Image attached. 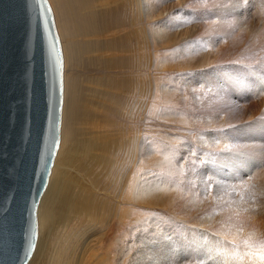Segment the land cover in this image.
Listing matches in <instances>:
<instances>
[{"label": "rangeland", "instance_id": "rangeland-1", "mask_svg": "<svg viewBox=\"0 0 264 264\" xmlns=\"http://www.w3.org/2000/svg\"><path fill=\"white\" fill-rule=\"evenodd\" d=\"M125 1L130 8L132 0ZM71 3L73 10L65 11L69 29L61 40L65 106L54 175V168L52 170L54 180L58 178L56 183H63L66 189L62 190L63 193L51 187L41 210L38 209V243L29 264H212V257H220L222 264H264V230L261 226L255 229L263 235L256 231V239L260 241L255 240L256 248L240 244L222 227L221 216L224 217L226 212L216 208L210 197L202 194L204 189L199 184L198 168L203 154L193 146L198 131L192 108L180 96L171 95V89L180 92L177 84L183 81L181 76L160 75L159 102L162 106L154 114L149 107L146 111H137L134 99L123 103L122 92L112 89L109 83L111 76L114 75L115 80L120 77L118 69L110 70L109 65L111 55L116 53L109 52L108 39L102 38L97 28L95 33L87 30L83 7L78 2L71 0ZM145 3L146 6L153 5L146 7V14L149 17L150 13L154 15L149 22L174 15V0H145ZM57 21L62 25V19ZM145 27L146 35L149 37L154 33L153 40H156L153 25ZM162 27L158 28L160 32ZM112 37L109 39L115 38ZM164 41L172 53L171 36L166 34ZM156 45L160 43L156 41ZM155 49L152 47L150 51L152 65L158 61V55L161 56ZM180 57L182 60L166 57L163 61L167 65L186 66L185 52H181ZM195 61L199 67L197 59ZM151 71L147 74L152 75ZM164 91L167 94L164 95ZM232 107L230 110L236 113V107ZM87 137L97 140L93 155L82 152L81 145L78 147ZM135 139L138 140L136 147L144 149L140 158L135 146L130 147L134 157H128L124 148L125 143ZM146 149L152 150L154 157L151 158ZM125 176L138 180L136 189L129 192L124 189ZM63 194L68 200L83 199L82 203L86 204L88 201L91 213L73 215ZM127 194H131L128 202L125 199ZM133 204L138 205L137 211L133 210L136 209ZM259 214L251 217L264 219V212ZM212 225H215L214 229ZM219 229L227 232H218ZM201 234L208 238L207 243L210 242V253H205L198 245ZM231 238L234 241L231 242ZM157 241L169 246L164 263L161 258L159 261L160 254L153 247Z\"/></svg>", "mask_w": 264, "mask_h": 264}, {"label": "bare ground", "instance_id": "bare-ground-1", "mask_svg": "<svg viewBox=\"0 0 264 264\" xmlns=\"http://www.w3.org/2000/svg\"><path fill=\"white\" fill-rule=\"evenodd\" d=\"M49 1L55 11L53 12L50 6L55 25L57 24L56 29L59 32L62 49V35L65 36L69 29L65 11L73 10L72 3L71 0ZM72 1L78 2L83 7L84 19L88 25L87 30L95 33L97 28V32H101L100 36L108 39L109 52L116 53V55H111L109 65L110 70L118 69L120 77L115 80L114 75L111 76L109 83L112 89L116 88L115 90L122 92L120 97H124L123 103L125 100L134 99L137 111H146L149 107L151 114H154L162 106L159 102L162 84L158 79L160 75L181 76L180 79L183 81L181 83L177 81L179 83L177 85H180V92L174 88L171 89V95L180 96L192 108L191 114L195 118V128L198 131L194 135L193 146L200 154H203L201 166L199 165L198 168L199 184L204 189L202 194L204 197L207 195L210 197L212 203H209L222 212H226L224 217L222 214L220 222L225 226H222L223 228L234 235V240L245 246L256 244L255 240H258L256 231L259 235L262 233L260 234V231H255V229L259 228L257 227L259 225L264 230L262 228L264 219L257 220L251 217L260 215L261 211L264 212V0H174V15L171 17L161 15L163 18L153 22L149 20L154 15L150 13L149 17L146 14L148 12L146 7L151 8L153 5L146 6L145 0H132L130 8L125 5L127 2L125 0ZM183 8H185L184 12H180ZM58 18L60 21L62 19V25L56 23ZM160 22H164V25ZM145 26H151L156 31V40H153L154 33L149 37L146 35L147 27ZM159 27H162L163 34L159 31ZM166 34L171 36V44L174 46L172 53H170L168 43L164 41ZM112 36H115V40L109 39ZM156 41L160 43L159 46L156 45ZM152 47H156L155 51L161 53L154 65L150 58ZM181 52H185L188 59L186 66L167 65L163 61L166 57H176L182 60ZM63 53L62 50L64 86ZM156 53H154L155 56L158 54ZM117 58L118 61L115 60ZM150 70H152V75L147 74ZM163 93L167 94L166 91ZM232 106L236 107V113L230 110ZM64 129L63 127V134ZM137 139L129 144L125 143L124 148H126L128 157H134L130 147L137 148L135 144L138 142ZM95 141L97 142L96 139L87 137L81 141L82 144L79 141L78 147L81 145L79 149L82 152L93 155L96 149ZM137 150V156L144 152L142 148H137ZM147 151L151 158L154 157L152 150ZM53 168L54 165L52 170ZM137 168L139 169V166ZM55 169L56 165L53 175ZM53 175L51 171V183L49 178L47 189L40 200V210L48 193L51 192V187L55 188L54 191L63 192V183H56L58 178L54 180ZM124 179L123 186L127 192L136 189L138 180L132 179V176H125ZM127 195L128 197L124 195V198L127 197L125 199L128 202L131 194ZM64 198L66 197L63 194ZM81 200L83 199L68 200L66 198L64 202L69 204L68 209L73 215L79 216L90 212L88 201L86 204ZM135 206L136 209L133 210L137 211L138 205ZM40 210L39 219L41 217V221ZM214 226L212 225L213 229ZM220 229L218 232H221ZM224 231L222 229V232ZM202 235L198 245L205 253H210V242L207 243L208 238ZM233 238L231 242L234 241ZM153 247L156 253L160 254L159 261L161 258L164 263L166 254H169V246L157 241ZM220 262V257H212V264H222Z\"/></svg>", "mask_w": 264, "mask_h": 264}, {"label": "water", "instance_id": "water-1", "mask_svg": "<svg viewBox=\"0 0 264 264\" xmlns=\"http://www.w3.org/2000/svg\"><path fill=\"white\" fill-rule=\"evenodd\" d=\"M63 55L47 0H0V264H28L61 139Z\"/></svg>", "mask_w": 264, "mask_h": 264}]
</instances>
